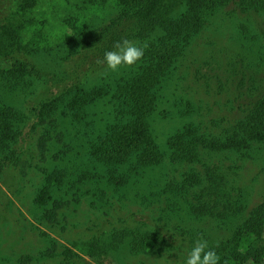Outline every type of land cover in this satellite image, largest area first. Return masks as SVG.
Instances as JSON below:
<instances>
[{
	"label": "rangeland",
	"instance_id": "374dc122",
	"mask_svg": "<svg viewBox=\"0 0 264 264\" xmlns=\"http://www.w3.org/2000/svg\"><path fill=\"white\" fill-rule=\"evenodd\" d=\"M18 1L0 0V25L16 17ZM109 6L101 0H36L16 17L24 24L23 58L57 62L78 47L79 36L69 41L72 32L102 24ZM183 12L181 6L175 16ZM135 73L134 67L117 72L102 67L82 82L83 90H100V97L73 111L59 107L33 130L27 125L23 151L0 176V264H184L200 236L222 259V245L263 194L264 141L244 155L201 151L198 164L171 161L168 142L186 130L217 135L264 93V12L232 2L203 12L202 26L154 87L146 123L161 161L124 164L117 168L124 184L109 185L107 168L91 156V147L115 121L117 85ZM54 91L26 75L11 83L0 80V101L27 115ZM201 166L216 167L215 182L224 177L220 194L228 197L219 202H229L227 214L190 212L202 185L180 188ZM53 171L60 174L59 183L48 179ZM121 229L159 233L173 250L132 253L129 240L105 248Z\"/></svg>",
	"mask_w": 264,
	"mask_h": 264
},
{
	"label": "trees",
	"instance_id": "16d2710c",
	"mask_svg": "<svg viewBox=\"0 0 264 264\" xmlns=\"http://www.w3.org/2000/svg\"><path fill=\"white\" fill-rule=\"evenodd\" d=\"M101 1L103 5L110 2L109 18L88 32H72L69 41L79 36V45L57 62L35 64L23 58L26 53L21 42L24 24L16 17L31 9L36 0H19L16 17L0 25V80L11 83L26 75L38 80L46 89L55 90L50 98L39 102L28 115L0 101V176L23 151L29 123L30 130H33L37 123L59 107L73 111L102 95L97 89L83 90L82 82L89 74L103 67L96 63L97 59H102L105 51L112 50L114 43L123 38L141 44L146 42L148 47L142 60L131 66L136 73L128 81L117 85L114 91L115 121L103 135L94 139L91 156L106 166L107 182L114 186H120L125 181V175L118 173V167L124 164L134 167L159 163L162 156L155 151L146 123L156 98L154 87L181 54L190 36L202 26L203 12L229 2L243 10L264 12V0ZM181 6L184 12L176 17ZM188 132H181L168 142L171 161L198 164L201 151H229L244 155L253 143L264 141V93L243 111L240 119L217 135L195 136ZM214 170L215 166L198 167L195 175L182 182L180 190L202 185L197 202L190 206L193 215L218 217L231 209L227 208L229 202H219L228 194H220V190L224 189V177H219L218 183L215 182L212 177ZM60 178L55 171L48 177L52 183H59ZM263 232L264 191L260 201L248 210L243 222L222 245L220 264H264ZM126 240H129L132 253L158 255L173 250L171 241L161 234L137 229L114 231L103 245L110 249Z\"/></svg>",
	"mask_w": 264,
	"mask_h": 264
},
{
	"label": "clouds",
	"instance_id": "9594fccd",
	"mask_svg": "<svg viewBox=\"0 0 264 264\" xmlns=\"http://www.w3.org/2000/svg\"><path fill=\"white\" fill-rule=\"evenodd\" d=\"M148 44H141L123 38L116 41L112 50L105 51L102 59H97L96 63L112 72H117L122 66L131 67L142 60ZM172 264V261H169ZM184 264H220V256L209 247L208 241L202 236L195 239L193 246L187 252Z\"/></svg>",
	"mask_w": 264,
	"mask_h": 264
}]
</instances>
